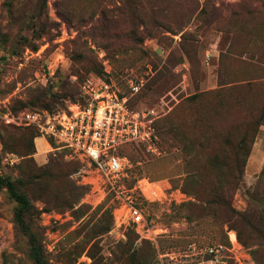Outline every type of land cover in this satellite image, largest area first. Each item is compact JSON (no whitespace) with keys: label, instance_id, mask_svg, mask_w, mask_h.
I'll list each match as a JSON object with an SVG mask.
<instances>
[{"label":"rangeland","instance_id":"rangeland-1","mask_svg":"<svg viewBox=\"0 0 264 264\" xmlns=\"http://www.w3.org/2000/svg\"><path fill=\"white\" fill-rule=\"evenodd\" d=\"M0 50V181L28 210L15 228L0 185V264H30L32 245L44 264H209V247L225 264H264V158L231 183L239 216L204 204L215 178L230 186V145L251 120L249 153L264 151V0H0ZM91 75L156 116L160 155L126 148L115 181L16 120L60 111ZM214 156L229 164L220 176Z\"/></svg>","mask_w":264,"mask_h":264},{"label":"built area","instance_id":"built-area-1","mask_svg":"<svg viewBox=\"0 0 264 264\" xmlns=\"http://www.w3.org/2000/svg\"><path fill=\"white\" fill-rule=\"evenodd\" d=\"M2 62L0 50V68ZM130 87L136 91V86ZM79 97L80 100L68 102L64 109L54 114L23 111L16 120L35 128L42 138L53 140L84 160L108 181H115L123 175L127 160L122 152L126 148H141L152 157L160 155L159 140L153 127L156 119L153 110L131 108L127 98L120 96L109 80L97 75L84 80ZM6 119L13 122L15 118ZM156 192L148 189L153 198H158ZM132 215L134 223L140 221L136 210H132ZM206 256L209 264H225L218 247L207 248Z\"/></svg>","mask_w":264,"mask_h":264},{"label":"trees","instance_id":"trees-1","mask_svg":"<svg viewBox=\"0 0 264 264\" xmlns=\"http://www.w3.org/2000/svg\"><path fill=\"white\" fill-rule=\"evenodd\" d=\"M77 100H80L79 96L77 99H73V100L70 99L67 102H75ZM64 107L65 105L61 108V110L64 109ZM263 108H264V102L262 105V111H263ZM258 126H259L258 120H251L250 122L246 123L245 129H244L243 134L241 135V138L236 142V144L230 145L231 148L234 150V154L238 155V158H236L232 163H230V167L231 169H233V174H231V177H230V186L228 185L229 182H227L226 180L223 182L222 180L218 178H215L214 183L210 185L211 186V190L209 193L210 196L204 204H206L207 206H215V207L220 206L221 207L220 209H222V213L220 217L221 219H224L225 221H228L226 217L229 214L234 215V216L235 215L239 216L237 213H235L232 210L229 204V200H228L230 190H231V183L233 184L234 182L235 185L238 184L240 178L243 175V169H244L247 157L249 155V145L252 143V138ZM167 127L171 134L172 140L176 141V136H174V133H173L174 132L173 125L169 124V126ZM31 128L36 130L33 127ZM31 137L33 138L34 136H31ZM225 143L228 144L227 141H225ZM170 145H172V141ZM192 147L193 145L191 143H189L187 147L184 144L180 146V149L183 151L184 156L187 157L186 162L187 163L189 162V167H191L190 160L192 158V157L190 158L189 154H190V151H192V149L188 150V148H192ZM204 147L205 146L201 145L200 148H204ZM228 167H229V164L226 160L224 161L218 160L216 156H214L209 161V170L217 173L219 176H220V173H222L223 170H227ZM263 174H264V164L262 165L261 170L258 175L260 176ZM187 177H192V176L189 173L187 174ZM0 185H3L6 192L14 198L15 202L18 205L14 213L13 224L15 228L20 227L22 224V215L23 213L28 211L26 201L22 196L16 195L12 191V186L10 185L9 182L0 181ZM189 193H191V195H195L194 192H189ZM183 207L185 208L186 216L193 215V210L196 208V206L192 203H187L183 205ZM30 264H44L40 251L35 245H32L30 247Z\"/></svg>","mask_w":264,"mask_h":264},{"label":"crops","instance_id":"crops-1","mask_svg":"<svg viewBox=\"0 0 264 264\" xmlns=\"http://www.w3.org/2000/svg\"><path fill=\"white\" fill-rule=\"evenodd\" d=\"M256 157H258L259 160H256ZM262 158H264V151H263V153H259L258 155L257 154H254V151H252L251 153H249V155L247 157V162L250 161V159H253V160L255 159L254 161H257L258 162V165L256 166V169L259 170V163L261 165V163H262V160L261 159ZM245 165H246V163H245Z\"/></svg>","mask_w":264,"mask_h":264}]
</instances>
